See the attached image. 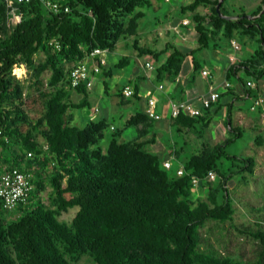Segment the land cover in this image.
<instances>
[{
	"label": "trees",
	"instance_id": "1",
	"mask_svg": "<svg viewBox=\"0 0 264 264\" xmlns=\"http://www.w3.org/2000/svg\"><path fill=\"white\" fill-rule=\"evenodd\" d=\"M56 1L69 6L70 13H49L35 1L15 4L13 9L20 21L8 36L0 38V128L8 139V143L0 141V148L10 151L15 144L18 151L12 158L2 160L8 166L30 173L35 172L33 166L44 167L52 161L49 184L55 207L50 210L39 202L32 205L29 201L27 206L16 210L18 219L7 224L0 213V264H77L83 256H88L94 264H264L262 223H254L255 230L238 229L240 234L259 242V252L247 263L221 253L210 241L211 228L205 229L208 223L215 227L225 223L235 227L233 202L225 186L236 174L242 179L252 175L255 166L249 157L237 158L225 152L226 146L241 136L240 129L234 130L236 135L231 140L191 156L183 164L186 175L177 177L173 170L164 169L160 157L145 151L142 142H119V130L110 136L103 152L100 144L108 127L106 119L89 121L82 128L65 121L69 110L83 109L86 102L84 86L74 89L69 86L70 67L65 70V65L82 61L95 48L113 51L120 38L135 35L137 20L144 16L141 10L150 7L149 1ZM225 2L220 3L219 11L228 17L223 7ZM217 3L218 0H193L181 7V12H194L200 5L210 6L207 16L210 27L204 24L203 16L193 17L197 49L206 48L220 34L227 42L235 35L244 37L246 42L258 46L240 66L248 77H260L264 74V0L251 15L255 18L249 20L245 14L237 15L236 19L220 17L215 10ZM1 5V14L10 11L6 3ZM168 49L172 51L156 69L158 80H175L187 55L172 46H167L165 51ZM138 51L142 55L150 53ZM37 52H42L45 60L35 68V76L47 68L51 72L45 112L34 128L44 123V145L35 142L32 132H20L17 125L25 119L22 110L14 106L21 101L22 90L12 70L21 65L30 66ZM127 61L121 58L116 67H124ZM254 66L262 69L250 75ZM192 67L193 73L199 70L194 62ZM105 75L109 77L108 73ZM229 75H236L234 67ZM238 83L243 99L251 98L243 79L238 78ZM64 86L82 94L84 102L73 103ZM227 91L234 96L232 90ZM119 92L122 96V89ZM136 94L137 89L132 97L138 99ZM146 119L145 113L137 112L130 116L125 127L135 128ZM198 120L205 118L200 116L195 120L180 115L173 123L191 128ZM227 120H231L229 111ZM28 153L32 154L31 159L27 158ZM36 156L41 159L34 161ZM225 161L238 162L240 173L223 176L220 169ZM209 171L219 179L216 187L208 188L205 201H193L191 180L196 178L199 184L207 182L204 178ZM32 182L35 188H41L33 179ZM73 208L77 211L69 224L57 219L59 213ZM260 209L264 210V205Z\"/></svg>",
	"mask_w": 264,
	"mask_h": 264
},
{
	"label": "rangeland",
	"instance_id": "2",
	"mask_svg": "<svg viewBox=\"0 0 264 264\" xmlns=\"http://www.w3.org/2000/svg\"><path fill=\"white\" fill-rule=\"evenodd\" d=\"M148 1L151 7L141 10L144 13V17L137 20L135 35L125 36V39L120 38L113 50L116 55L112 56L110 60L107 59L106 67L110 66L112 68V79L106 81L108 90H105L104 92L103 83L101 82L100 77L97 76L95 77L96 81L90 92V106L92 107L97 104L102 107L103 114H99L96 121L103 118L107 120L108 127L104 130V138L100 144L103 152H105L108 147L110 136L115 134L117 130L121 132L120 137L118 138L119 142H141L140 139L142 138L139 134V129L132 130V128L125 127L124 124L126 119L135 112H141V108L138 105V99L133 97L129 99L122 97L119 92V83L116 82L115 77H122L123 79V77L126 78L127 74L133 71L132 73L134 74L131 73V77L135 80V73L139 72L140 74L138 62L135 60L136 58L139 59L142 64L145 60H152L157 69L161 62L165 60L167 54L172 51V49L165 51L167 46L182 48L185 51L197 48V34L193 32V28L195 27V20L193 19L194 15L203 16L205 18L204 24L210 27L207 18L210 8L207 6L200 5L194 12H181L182 0H169L168 3L163 0ZM187 1L191 2L192 0ZM6 2L7 0H0V5H4ZM183 2H185V0H183ZM261 2L262 0H226L223 7L230 16L245 14L246 19H248L249 15L251 16L254 14L258 8L262 6ZM1 7L3 6L1 5ZM7 8L10 9L9 12L3 14L0 13V38L2 39L8 36L18 23L16 16L19 15L16 14V10H14L13 7L7 6ZM192 13L195 14L193 15ZM190 14H192L193 17ZM13 15L15 17H13ZM180 19H182V22H185V20L187 21L185 25L183 24V26H185L182 27L183 30H179L178 28L175 29V20ZM220 36L221 35L215 37L213 43H210V46L212 44L215 45V47H210L208 49L210 54L215 53L224 55L223 53L230 48L229 43L231 42H227L222 36L221 39H219L220 41H218ZM243 38L244 37L238 38V36L235 35L233 41L239 45L241 49L240 54H242L243 58L247 59L249 50L253 53L254 49L256 51L258 44L255 42H253L254 44H252V42L248 43L246 42L247 40H244ZM138 49L148 50L150 53L142 55L139 54ZM123 57L127 58L129 64L123 68L114 69L112 66L117 63L118 59ZM193 57L196 60L203 58L202 53L200 55L196 52L193 54ZM44 60V54L42 52H37L33 56L32 64L30 66L21 65L19 67H14L12 70V76L19 81L22 90V99L14 106H18L22 110L25 119L24 122L18 123L17 127L20 132H32L35 142L39 145L45 144L44 132L46 131V127L44 123H41V125L35 130L34 128L37 121L42 119L45 112L47 95L51 91V88L48 86L51 72L48 68L40 73L38 77L35 76V68L40 66ZM206 65L207 67H210V69L212 68L211 63ZM69 67V65H65L64 68L66 70ZM18 68L23 69L21 76L16 75L14 72L15 69ZM219 73L220 68L217 69L215 75L217 81L229 83L233 90V94L239 92V83L236 77L230 76L226 79L222 74L218 76ZM150 75H153L155 82L158 81L156 70ZM238 75L241 79L246 77L243 71L239 72ZM162 79L159 81L161 82ZM253 83L255 87L257 86V89L253 88L251 90L252 96L254 95L257 97L260 95L263 100L262 104L254 111L250 110L253 98H235L233 103L230 102L220 111V113L218 112L213 115H208V118L206 116L205 121L194 123L192 128H179L180 131L178 132L172 131V134H170L171 138L165 133L162 140L165 142L170 139V141L175 143L174 146H171L173 151H170V153H173L175 155L174 158L179 163L183 164L191 156L207 152L213 146L231 140L233 136L236 135L234 130L236 128L240 129L241 136L231 141V143L226 146L225 152L227 155L236 156L237 158L249 157L253 159L255 166L252 175L247 174L245 178L242 179L240 174H236L226 183L225 186L229 191L233 202V224L235 227L233 229L228 223L220 225L219 227H215L213 223H208L205 229L211 228L212 237L210 241L215 247L220 248L221 253L230 254L235 261L241 263H247L254 260L257 252H259L260 246L257 240L248 235L240 234L238 229L255 230L253 224L258 222L264 225V210L260 209L264 205V74L259 78L254 77ZM64 87L67 90L69 99L73 103H77L80 100L81 95L67 86ZM238 94L241 93L239 92ZM235 96L237 95L235 94ZM130 103H132L131 105L136 106L137 109L128 110V107L126 106ZM93 108L94 107L91 109ZM228 111L230 112V121L227 120ZM69 112H71V110H69ZM77 113H79V117L76 115V112L73 111L71 115L65 116V121L71 126L82 128L87 119L84 115H81L84 113L83 111L81 112L79 110ZM100 117L102 118L100 119ZM256 140L260 141V143H257ZM167 144L168 142H165L163 146H166ZM143 148L147 151L145 145ZM15 151L18 153L15 144L11 145L9 152L0 148V157L4 159L6 156L14 154ZM40 159L41 156H36L34 161ZM33 167V170H35V172L32 171L31 173L33 174V180L35 184H40L41 188H35L34 186L35 191L30 200V204L34 205L39 202L45 208L54 210L53 194L49 184L50 176L53 174V162L50 161V163L44 167L43 165L40 167ZM239 168L240 164L238 162L225 161L221 166L220 172L223 176L225 175V177H227L228 173H240ZM218 180L219 179L215 175L214 180L193 187L192 200L205 201L208 195V188L216 187ZM219 200H221L220 197ZM76 211L77 208H73L66 212H61L57 215V219L63 223L69 224ZM1 214L4 224L16 221L19 217V213L17 214L16 211L10 213L2 212ZM215 237L219 239V242ZM77 264L94 263L88 256H83Z\"/></svg>",
	"mask_w": 264,
	"mask_h": 264
},
{
	"label": "crops",
	"instance_id": "3",
	"mask_svg": "<svg viewBox=\"0 0 264 264\" xmlns=\"http://www.w3.org/2000/svg\"><path fill=\"white\" fill-rule=\"evenodd\" d=\"M163 1L167 2V3L169 2V0H163ZM191 2H188L187 0H185V2H183V0H182L181 7L187 6ZM150 7H151V5H150ZM207 7L210 8V6H207ZM225 11H226V9H225ZM226 13L229 15V13L227 11H226ZM192 14L194 15L195 13H192ZM192 14H190V15L193 17ZM209 14H210V10H209L208 16H209ZM236 16L237 15H233V16L229 15L228 17L236 19ZM253 18H255V17H252L250 15L248 17V19H253ZM180 21H181V23H180ZM185 22H186V20H185ZM183 24H184V22H182V19L175 20V29L178 28L179 30H183L182 27H185V26H183ZM184 30H185V28H184ZM193 32L196 33L194 28H193ZM196 40H197V35H196ZM231 41H233V40H231ZM210 43H213V40H211L209 42V44L207 45V47L204 48V49H197L198 48V46H197V48H194V49L192 48L189 51L188 50L185 51L182 48L180 49L178 47H175L177 50H179L182 53H185L187 55H186L182 65H181V70H180V73L177 76V78L175 80H171L170 78L169 79L168 78L162 79L161 82L164 85L158 80V78H157L158 81L155 82L153 75L152 76L150 75L153 71L156 70V65H155V63L152 60H145L143 62V64L146 63V62H151L153 64V67H154V70L152 72H149L146 75L143 73V70H142V65L143 64L139 61V59L136 58L135 60L138 62V68L140 70V74H139V72L135 73L136 74L135 80H133L132 79L133 77H131V73L133 71L130 72L129 74H127L126 78L123 77V79H122V77H119V78L117 77L118 78L117 79L115 77L116 82L119 83V90L123 89V87H125L127 85L130 86L134 91L137 89V94L136 95L138 97V105L141 108V112L142 113H145L147 98H149V97H154L155 98V100H156L155 113L158 115L159 119L150 120L148 118L145 121H143L141 124H139L137 127H135V128L134 127H130V128H132V130H138L139 129V134L142 137L140 139V141L146 146L147 151L149 153L153 154V155L158 156V157L160 156L162 158V160H161L162 162L171 161L173 169H176L178 167H183L184 163L183 164L179 163L174 158L175 155L173 153H170V151H173V149H171V146L175 145V143L173 141H170V139H168V141H165V142H168V144L166 146H163L164 143H165V142L162 141L163 140V135L165 133H167L170 136V138H171L170 134H172V131L173 132L174 131L178 132V131H180L179 128L183 129L184 127L177 126V125H175L173 123L174 119L170 118V114H169V104L171 102H175L176 103V102H181V101H184V100H197L199 97L206 95L209 91H217V92L220 93L218 102L212 105L211 109H209V111H210L209 113L206 112V111H203L202 117L205 118L207 116V118H208V115H213L214 114L213 113L214 110H216L217 108H218V110H217L216 113H218V112L220 113V111L223 110L230 102L233 103V100H235V98L238 99L239 97H242L241 96L242 95V90H241L240 84H239L238 90H239V92L241 94H238L239 92H236V93L234 92L237 96H235V94H234V96H231L227 90L223 89V84L225 82L224 81H217V79L215 78V75L217 73V69L218 68H220V73H219L218 76H220L222 74L226 79L228 77H230V75H229L230 74V69L233 68V67L235 68V72H236V75L234 77H236L237 81H238V78H241L238 75V73L241 72V71H243L245 76H246L243 79V82H245V81H253V79H254V77H250V76L248 77L247 76V74L245 73L243 67H241L240 64H243V62H245L247 59H249L251 57V55H253L255 53V49H254L253 53H252V51L249 50L248 58L245 59V58H243L242 54H240L241 49H239L237 52H235L232 49L230 43H229L230 48H228L225 51V53H223L224 55H222V54L219 55V54H215V53L214 54H210L208 52V49L210 47H215L214 44H212L210 46ZM252 44H254V43H252ZM195 52L199 53L200 55L202 53V57L203 58L202 59H198V60L194 59L193 54ZM115 55H116L115 51H107L106 52V55H105L106 64H105L104 67L101 68V69H103L102 71H100L99 73L93 74L91 89L93 88L94 82L96 81L95 77L99 76L101 82L103 83V90L105 92L106 87H107L106 86L107 85L106 81L112 79V75H111L112 68L110 66L106 67L107 59L110 60V58L112 56H115ZM168 55L169 54H167V56ZM123 58H125V57H123ZM230 58H236L235 62L233 63L230 60ZM120 59L117 60V63H118V61ZM164 61L165 60H163L161 62V64ZM192 62L196 63L199 66V70L196 72V74L193 73ZM91 63L92 62H88L87 66L90 67ZM117 63L112 66V67H114V69H118L116 67ZM208 63H211V65H212L211 69H210V67H207L206 64H208ZM127 64H129V63L127 62L126 65ZM203 70H206L209 73V77L204 78V77L201 76L200 73ZM260 70H261L260 66H254L252 68V70L249 71L250 72L249 74L251 75V73L253 71L258 74L260 72ZM105 73H108L109 77H106ZM132 74H134V73H132ZM160 84L162 86H164L162 90H158V86ZM255 88L257 89V86ZM91 89H89V90L86 89L85 107L83 109L71 110V112H69V114H68V116H69V115L72 114L73 111H75L76 115L79 117V113H77V112L79 110L81 112L83 111L84 113L81 114V115H84L86 117V119H87L85 125L89 121H96L98 119V115L99 114H103L102 107L97 105V104L93 105L92 107H94V108L91 109L92 107L90 106L91 103H90V100H89ZM229 90H232L231 89V85H230ZM78 94H80V93H78ZM80 95H81V98H80V100L77 103L84 102V100L82 99L83 95L82 94H80ZM253 97L256 98V96H254V95L251 98H253ZM131 104L132 103H130L129 105L126 106V107H128L127 109L128 110H132V109L136 110L137 109L136 106H133ZM197 106H198V103H197ZM94 110H97L95 112V114H93ZM135 113H137V112H135ZM101 118L102 117H100V119ZM129 118L126 119L124 124L127 122V120ZM193 119L197 120V118H193ZM199 121H201V120H198L196 123H199ZM192 127H193V125H192ZM185 129H187V128H185ZM175 136H176V134H175ZM7 157L8 158H12V155H8V156H6V158Z\"/></svg>",
	"mask_w": 264,
	"mask_h": 264
},
{
	"label": "built area",
	"instance_id": "4",
	"mask_svg": "<svg viewBox=\"0 0 264 264\" xmlns=\"http://www.w3.org/2000/svg\"><path fill=\"white\" fill-rule=\"evenodd\" d=\"M37 2L47 12L58 14V13H70L69 6H63L56 0H7V6L13 7L15 4L27 5L31 2ZM15 17V16H14ZM17 17V22L20 21V17ZM184 22V24H186ZM232 49L237 52L240 47L235 41H231ZM107 50L92 49V51L82 61L73 62L70 64V70L68 73V82L71 88H77L84 86L85 89L89 90L92 87V76L93 74L99 73L100 69L105 66V55ZM234 63L235 58H230ZM88 62H92L91 66L88 67ZM262 69V67H260ZM143 73L146 75L154 70L151 62H146L142 65ZM201 76L204 78L209 77V73L206 70L201 71ZM245 88L252 90L255 88L253 81H245ZM230 88L228 83L223 84V89L227 90ZM163 86L160 84L158 90H162ZM134 94V90L130 86H125L122 89V96L124 98H131ZM220 93L217 91H209L206 95L199 97L197 100H184L181 102H171L169 104L170 118L175 119L180 115H184L190 118H198L202 116L203 111L211 109L212 105L218 102ZM248 98V96H245ZM250 99V98H249ZM263 100L261 96L253 97V103L250 107L251 111H254L257 107L262 104ZM198 103V106H197ZM156 100L154 97L147 98L145 114L150 120L159 119L155 113ZM97 110L93 111L95 114ZM0 141L8 143L7 137L4 135L3 129L0 128ZM27 158L31 159L32 154L28 153ZM162 166L165 170H173L177 177L186 175L184 167L172 168L171 161L162 162ZM33 174L25 172L18 167L8 166L0 158V213L2 212H13L18 210L19 207L27 206L31 200L34 185L32 182ZM207 181L215 179V174L209 171L205 178ZM193 187L199 184V180L193 178L191 180Z\"/></svg>",
	"mask_w": 264,
	"mask_h": 264
},
{
	"label": "water",
	"instance_id": "5",
	"mask_svg": "<svg viewBox=\"0 0 264 264\" xmlns=\"http://www.w3.org/2000/svg\"><path fill=\"white\" fill-rule=\"evenodd\" d=\"M223 0H218V3H217V5H216V7H215V10H216V12H217V14L220 16V17H223V18H229V19H231V17H224V16H222V15H220V11H219V6H220V3L222 2ZM264 11V4H263V10H262V12Z\"/></svg>",
	"mask_w": 264,
	"mask_h": 264
},
{
	"label": "bare ground",
	"instance_id": "6",
	"mask_svg": "<svg viewBox=\"0 0 264 264\" xmlns=\"http://www.w3.org/2000/svg\"><path fill=\"white\" fill-rule=\"evenodd\" d=\"M15 74L16 75H18V76H21L22 75V73H23V69H21V68H18V69H15Z\"/></svg>",
	"mask_w": 264,
	"mask_h": 264
}]
</instances>
